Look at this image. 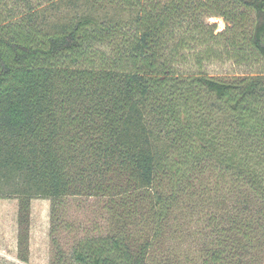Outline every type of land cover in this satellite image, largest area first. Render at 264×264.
<instances>
[{
	"label": "trees",
	"instance_id": "16d2710c",
	"mask_svg": "<svg viewBox=\"0 0 264 264\" xmlns=\"http://www.w3.org/2000/svg\"><path fill=\"white\" fill-rule=\"evenodd\" d=\"M18 3L0 0V199L19 200L25 251L33 198L50 264H155L179 210L233 196L231 245L201 264H264L244 254L264 209V0ZM225 61L248 71L207 70Z\"/></svg>",
	"mask_w": 264,
	"mask_h": 264
},
{
	"label": "rangeland",
	"instance_id": "374dc122",
	"mask_svg": "<svg viewBox=\"0 0 264 264\" xmlns=\"http://www.w3.org/2000/svg\"><path fill=\"white\" fill-rule=\"evenodd\" d=\"M5 7L3 10L9 8L11 5L16 3L18 11L20 13L25 10L23 6H20L18 0H3ZM44 1V0H42ZM48 2L42 4L46 5ZM20 7V8H19ZM20 9V10H19ZM211 22H215L218 25V30H222L225 27V21L219 17H212ZM207 70L213 74H233L234 72L242 73L248 71V68L243 66H237L232 64L230 61L215 63L207 66ZM47 199L44 198H33L31 201V208L29 213V230L32 221L31 209L32 205L37 206L46 204ZM235 198L232 196L227 205L224 207H216L213 204L203 202L197 204H190L185 206L176 213V218L171 222L168 233L162 240V243L152 252L150 259L155 264L166 262L167 264H201L203 257L206 255L209 247H216V241H223L225 239L227 251L230 247V239L234 237V232L231 230V222L228 220L227 215H235L236 212L233 210L232 205H235ZM6 207L7 209L12 205L19 206V200L17 198H2L0 199V207ZM235 207V206H234ZM261 205L254 206L252 212L247 215L252 219L258 218L259 224H254L256 232L251 233L252 240L250 245L245 250L244 254L249 260L264 262V209L263 213H259ZM46 212L49 210L48 206H45ZM255 210V211H254ZM234 211V212H233ZM229 212V213H228ZM233 214H230L232 213ZM227 213V214H225ZM72 215L76 217H84L86 210L78 207H74ZM227 216L224 220L222 217ZM215 215V216H213ZM217 216V218H215ZM19 218V214L17 220ZM19 224V223H18ZM226 229V232L221 233V229ZM258 228V229H257ZM225 231V230H224ZM21 232V226L19 224V234ZM254 235V237L252 236ZM243 241L247 242V239ZM248 244V243H247ZM229 256V254H226ZM228 264L230 261L227 259ZM256 262V263H257Z\"/></svg>",
	"mask_w": 264,
	"mask_h": 264
},
{
	"label": "crops",
	"instance_id": "0c3cea01",
	"mask_svg": "<svg viewBox=\"0 0 264 264\" xmlns=\"http://www.w3.org/2000/svg\"><path fill=\"white\" fill-rule=\"evenodd\" d=\"M48 200V199H47ZM30 234L25 245L19 241V206L12 205L7 209L0 207V264H50L51 243L50 229V203L37 206L32 205ZM45 206L49 210L46 212ZM24 249V251H22Z\"/></svg>",
	"mask_w": 264,
	"mask_h": 264
}]
</instances>
